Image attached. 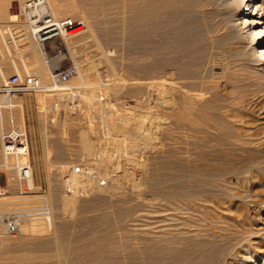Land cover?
Returning a JSON list of instances; mask_svg holds the SVG:
<instances>
[{
    "label": "bare ground",
    "instance_id": "1",
    "mask_svg": "<svg viewBox=\"0 0 264 264\" xmlns=\"http://www.w3.org/2000/svg\"><path fill=\"white\" fill-rule=\"evenodd\" d=\"M48 2L56 17L80 15L86 24L82 34L65 42H56V50L63 49L67 53L62 58L49 62L53 67L57 69L63 67L56 65V62L63 60L68 63L72 61V58L74 60L76 52L78 50L84 51L86 46L91 43H94V46L100 45V27L107 29L104 35L105 40L107 42L112 41L115 37L110 29L114 23L106 19L105 12L116 5L119 10V19L116 25L121 33L122 44L133 49L134 67L130 70L148 75L153 79L152 89L156 106L165 104L171 109L175 108L179 104L177 98L179 97L185 109V117L190 122L191 127L195 128L196 123H198L197 127L199 126L197 128L198 151L196 159L199 164L195 166L191 162L185 163L182 161L183 163H181L178 161V157L177 161L175 159L162 164L166 169L165 172L162 173L157 170L158 173L152 172L149 175V172H147L149 164L145 157L134 153L138 149H144V146H139L137 141L129 139L136 138L140 134L146 137V128H142V122L140 121L126 124L125 133L127 135L124 141H121L122 147L120 152L115 155L114 165L116 169L120 170L122 181L114 180L115 188L122 182H127L130 178L133 180L132 173L135 167L141 168L142 173L148 174V178L150 177L153 181L161 178L164 182L168 180L174 182L165 183L164 185L162 181L154 182L147 185L148 188L146 189L147 186L144 184L147 180H144L146 182L143 184L134 178V188L127 192L130 193V203L132 204L134 201L135 205L124 207L123 211L117 210L122 218L129 215L132 210H134V213L138 211L131 220L135 231L134 245L132 244L134 249L132 252H129V249L127 250L135 259L133 264H211L214 259L217 260L215 264H258L257 260L264 264V239L260 238L262 240L258 241L257 238L258 231L264 232V116L257 112L264 106V90H258L254 96H250L246 100L242 95H234L236 90L246 89L250 85L252 82L251 77L257 75H252V72L264 73V3L260 0H80V6L78 3L69 0H48ZM5 16L6 10L4 6H0V19ZM10 33L13 40L11 42L14 43L12 47H18L22 40L28 39V42H24V44L30 45L34 58H38L40 54L42 55L44 50L41 46L38 50V47L36 48L32 44L31 37L25 28H19L16 31L11 30ZM221 44H227V49H224L226 52L222 50L223 53H226L223 54L225 58L230 59L226 61L225 66L221 64L223 65L221 71L223 76H219V72H216V69H221L217 63L221 55L213 51L214 48L215 50L216 47L219 48ZM9 47L11 48V45ZM21 49L24 50L25 48ZM8 51L10 53V50ZM102 54L111 71L118 74L115 62H113L108 51L103 50ZM53 67L48 64L47 68L51 71ZM74 67L76 68V66ZM42 69L46 71V67L42 66ZM76 73L83 80L88 70L76 68ZM224 77L230 79L226 81L228 84H222L223 82L217 79ZM215 79L217 81L213 82ZM259 81L261 82V80ZM42 87V90L37 91L41 92V94L38 93V96L42 98L50 96L51 93L47 94L51 92L49 89L50 84L47 86L42 84ZM72 88L71 85H62L58 86L57 90L65 91L62 94H67V90ZM207 93L211 94L212 97L204 100ZM250 102L256 105L257 110L247 108L245 104ZM0 104L7 106L10 102L7 99L0 98ZM194 110L202 112L201 115L203 116L199 117L201 121L197 116H194ZM204 112L209 113V117H205ZM262 114L264 115L263 112ZM4 119L5 116L1 115V129L2 125L4 126ZM114 128L117 129L116 126ZM189 137H193V135L189 134ZM59 146L56 148L57 150ZM47 149L50 150V148ZM95 150L90 133L82 130L78 138V145L73 148L72 153H68L71 154L70 160L65 161L60 158L57 169L55 172L52 170L56 183L60 185L54 183L53 179V186L56 185L52 186V189L50 187L51 190L47 196L27 195L23 199H21L22 197L18 199L8 195L4 198L5 201L1 204L4 209H24L31 212V215L24 220L22 235L18 236L20 238L15 237L18 240L14 238L16 240L15 245L20 243L23 244V247L25 244V246L29 244L27 247L31 245L37 249L45 248L49 250V258L51 256L58 257L60 260L57 259V261L60 264V257L63 254L61 250H59L60 252L56 251V247L58 248L56 244L60 241L62 243L60 239L66 233L69 226L68 222L76 220V217L80 215H78L79 212L107 205L104 198L101 199L96 196V200L85 203L79 197L82 193L78 190L79 187H86L85 183L90 180L91 183L88 182V184L92 185L94 179L93 177L76 174L74 172L76 165L73 162L75 163L76 158L84 157L86 160H82L80 163H83L85 169H94V162H91V159ZM59 154L62 153L59 152ZM169 155L168 157H170ZM13 162L12 159L7 160L6 166L11 168ZM104 167L101 173L108 177V167L105 164ZM10 175L12 174L10 173ZM61 184L63 187H60ZM14 185L16 183L12 181L9 190ZM32 185H35L34 176ZM97 190L107 191L110 198L120 193V189L118 192L115 189H110L109 186L102 187L100 183H97ZM90 192L87 193L90 194ZM96 192L95 190L94 193ZM149 196H153L155 199L159 198L160 204H162V201L166 202L163 209L160 208V210L158 207V210L153 211L152 209L153 213L149 216L150 221L141 213V206L146 205ZM131 200L133 201L131 202ZM82 215L80 216L82 217ZM89 218L90 216H88ZM108 218L101 217L100 222L107 225V222L110 221ZM115 220L117 219L115 218ZM208 220H210V223L217 224L218 231L222 234L239 233L241 237L246 235L249 239L248 244L245 245L244 243L236 248L232 246V248L228 242V246L226 244L223 246L224 244L222 243V245L220 241H216L217 239L214 242V240L207 237L210 230L203 224L205 222L208 225ZM197 221L201 222L199 226L196 223ZM113 222L115 221L112 220L111 226H115ZM81 227L78 228L81 229ZM217 228L212 230L213 233L209 232L213 239L218 236V233H216ZM77 230L75 229V232ZM99 230H95L90 234L85 233L77 238V242L74 241V246L76 245L74 249L76 250L72 251L70 264H81V262L83 264H95L97 262H100V264L102 262L103 264H114L113 261H117L112 257L113 251L106 249L109 246L105 240L109 239L111 232L106 231L103 235L102 231ZM125 230L126 228H124ZM100 233L103 235L101 237L105 238L103 246L100 242ZM203 235L206 237L204 238ZM199 236L201 238H198ZM8 238H4L5 241L6 239L7 241L12 239ZM63 240L68 243L67 238ZM2 241H4L3 238ZM2 241L0 240V244ZM11 242L10 240L8 243ZM2 244L4 245V243ZM6 245L8 244L6 243ZM124 245L130 248V244L129 246L127 243ZM99 246L102 247L99 248ZM88 247L91 249L98 247L99 250L97 251L101 252L100 256L97 251L92 253L86 250ZM4 248L6 247L4 246ZM102 248L104 250L100 251ZM33 251L29 252L26 258L23 257L28 264H32L34 259L38 258L40 260L37 255L34 254L37 258L33 256ZM239 254L244 255V257L240 258ZM254 254H256L255 259H253ZM16 260L13 259L12 261L18 262ZM57 261L54 260V262Z\"/></svg>",
    "mask_w": 264,
    "mask_h": 264
},
{
    "label": "rangeland",
    "instance_id": "2",
    "mask_svg": "<svg viewBox=\"0 0 264 264\" xmlns=\"http://www.w3.org/2000/svg\"><path fill=\"white\" fill-rule=\"evenodd\" d=\"M24 1L25 0H0V6H4V9L6 10V16L0 20V68H3V69L11 68L13 70V74L19 73L22 76L26 74H35L39 76L41 83L47 86L51 84L52 82L51 71L50 69L48 70L47 67H48V64L52 67L53 65H51V63H46L43 55L41 54L39 55L38 58H34L31 52V49L29 47L30 45L28 46L24 44V42L25 43L28 42V39L22 40L19 43L18 47H12V45L14 46V43L11 42L13 40L11 39L10 31L14 29L16 30V28L26 29V27L16 23V20L19 18V15H20L22 3ZM57 1H62V0H57ZM64 1H67V0H64ZM69 1H74L75 3H78L80 5V0H69ZM260 1L264 3V0H260ZM65 17H71L76 20H83V18L80 15H77V16L64 15L58 18H65ZM105 17L107 20L114 23V25H112L110 29V32L115 37L112 41L107 42L105 40L104 35L107 29L104 27H100V30H99L100 41H101L100 45L94 46L95 44L91 43L88 46H86V49L84 51L78 50V52H76V56L74 57V60L72 58V61L68 63H66L63 60L56 62V65H59V66H63V67L76 66L77 69L88 70V73L83 78V80L79 78L78 73H76L73 77H71L69 82L64 84V85H71L73 87L71 90H67L68 91L67 94H62L65 91L62 92V91L57 90V91L48 92L47 94L51 93V95L45 96L43 98L38 96L39 94H41V92L27 93L24 95L16 96L10 102L12 105L14 104L13 107L15 106L12 112H9L8 109H3V113H2V115L5 116V119H4L5 127L3 125H2V129L0 127V151H1L0 159H2L1 137L4 132L11 129V125L8 124V120H10V117L12 116L15 120V126L17 128L25 129L28 134L29 147H30V162H31L34 182H35L34 191L32 194H30L33 196L41 197V195L47 196L49 194V191L52 189L53 184L57 182L54 179L53 171L55 172V170L57 169V163L60 161V158H63L65 161L70 160L71 154H68V153H72L73 148H76V146L78 145V138H79L80 132L82 130H86L90 133L92 137V142L96 148L94 156L91 159V162H94L93 163L94 169L92 170L89 168L86 169V172H87L86 177H93L94 181L92 182V185L88 184V182L91 183V180H90L85 183L87 185L86 187H82V186H81L82 188L79 187L78 190L82 192V193L79 192L81 194L79 195V197L81 201L85 203H89L88 201L90 202L94 201L97 199V197L101 199L104 198L107 201V205L105 204L103 206L101 205L102 207L101 206L97 207L98 210L90 209V210L83 211L81 213L79 212L78 215L79 214L82 215L83 213L82 217L79 215L80 217L79 216L76 217L77 221L74 220V221H70L71 223L68 222L69 226L66 229V233L60 239L62 240L63 245H61L62 243L60 240H59L60 242L56 244V246H58V248L56 247V251L61 250L62 254L64 255V256L61 255L60 257L61 258L60 264L61 263L70 264V260L72 258L71 254L73 250H76L74 249L76 248V245L74 246V244L75 242H77L78 237H80L81 235L85 233L90 234L93 231L98 230V229L102 231V234L106 231L111 232L109 239L105 240V242L107 241L108 242L107 245L109 246V248H106V249H111L113 251L112 257H114L117 260V261L115 260L113 261L114 264H118V263L119 264H127V263L133 264V260L135 259L132 258V255L129 254V252L130 251L132 252L134 249L133 245H134V239H135V233H134L135 231L133 230V226H132L133 221L131 220L138 211L134 213V210H132V212L126 217L123 215V217H125L126 219L122 218V216L120 217V214L118 213L119 211H123L124 207H130V206L135 205L134 204L135 202L133 200H131V202L133 201L132 204L130 203V199H129L130 193H128L129 191L132 190V188H134L133 182L135 180H138V182H142L144 184L146 182L144 180H147L146 184H144L145 186L150 185L151 183H154V182H161V181L163 182V185L165 183L166 184L174 183L172 180H168L164 182L163 180H161V178L157 179V181L156 180L153 181L150 179V177L148 178V176L151 175L152 172L158 173L157 170H159V172L161 171L162 173L163 171L165 172L166 169H164L162 164H165L175 159L177 161L178 157H179L178 161L181 163L191 162L195 166L199 164L197 163L198 160H196L197 151H198V148H197L198 147L197 146L198 145L197 128L199 127V126L197 127L198 123H196V127H195L196 129L191 127L190 122L185 117V109H184L183 104L180 102L179 97H177L179 104L175 108L171 109L165 104H163L162 106L155 105L154 91L152 89L153 79L148 75L141 74L135 70H130V68L134 67V54H133L132 48H129L127 45L122 44L121 33H120L119 28H117V25H116L119 19L118 7L114 5L110 10L105 12ZM31 40L32 39L30 38V41ZM31 42L34 46H36V48L38 47L37 49L39 50L40 46L33 40ZM10 45H11V48L9 47ZM22 46L25 48L24 50L21 49L23 48ZM216 48L217 49L215 50L214 48L213 51L221 55V58L218 59L220 62L217 60V63L221 69H216V72H219L220 74V75L218 74L219 76H223V73H221V71L223 70L222 69L223 65L221 64H224L225 66L226 61L230 60L229 58H225L224 55L226 53H223V50L227 49V44H224V45L221 44L219 48L218 47ZM220 48L221 50L222 49L223 50L221 51ZM14 49H17V50H14ZM8 50H10V53ZM99 50L101 53L99 52ZM103 50H107L109 55L112 57L113 62H115L114 64L116 67V72L118 74H114L115 72L113 73L111 71V68L109 67L108 62L105 60V57L102 54ZM23 51L26 53H24ZM224 52H226V50H224ZM65 53H67V51H65ZM21 62L22 64H19ZM42 66L46 67V71L42 69ZM253 74H257V75L255 76ZM252 75L253 76L251 77L252 78L251 83L253 84L250 83V85L247 86L246 89L236 90L234 92L235 96L242 95V97L246 100L250 96L251 97L254 96L258 90L260 89L264 90V87H263L264 86V80H263L264 73H261V72L253 73L252 72ZM5 76H8V74H5ZM227 77H224L222 79H219V78L217 79L223 82L222 84H228V82L226 83V81L230 79ZM253 77H255L254 81H253ZM217 79L213 80V82H216ZM256 79L261 80V82L259 80L256 81ZM261 83L263 84L261 85ZM114 86L115 88H113ZM253 86H254V89H253ZM59 95H62V96H59ZM211 97L212 95L207 93L205 95L204 100H208ZM48 101H50V103H48ZM245 105L247 106L249 110H253V109L257 110L256 105L252 102L246 103ZM257 112H260L261 115L264 116L262 114V112L264 113V106ZM201 113L202 112L198 110H194V116H197L199 120H200L199 117L203 116L201 115ZM203 114H205L204 115L205 117H209V113L204 112ZM134 121L142 122V128L143 129L146 128L145 129L146 137L140 134L136 138H129V139L132 141L134 140L137 141L139 146H142V145L144 146V149H140V150L138 149L136 150V152L134 151V153L140 154L145 157L146 161L149 164L148 165L149 170L147 171L149 172V175L143 174L142 173L143 171L141 168L135 167L133 170L134 174L132 173L133 180H131L130 178L129 180H127V182L129 181L128 183L124 181L122 182V184L116 186L117 188H115V185L113 184L114 180L119 181V182L122 181L121 179L122 174L120 170L116 169L114 166L115 161H116L115 155L120 152V149L122 147L121 141H124V139L126 138V135H127L125 133L126 124H128L129 122H134ZM114 126H116L117 129H115ZM189 134L193 135V137H189ZM58 146H59V149L57 150L56 148H58ZM71 146L73 147L71 148ZM47 148H50V150ZM58 151L61 152L62 154H59ZM172 154L173 155L175 154L174 158L172 157L173 156ZM168 155L170 157H168ZM153 157H155L156 160ZM97 158H98V161H97ZM82 160H86V158L84 157L76 158L75 163L73 162V164H75L76 166L83 165V163H80L82 162ZM104 164L107 165L108 170H109L108 177H105L101 173V170L105 168ZM146 176H147V179H146ZM6 178H7L6 173H2L0 175V183L2 185L6 184ZM53 179H54L53 181L54 183L52 182ZM148 179L150 180L148 181ZM102 180L106 182V184L103 185L102 187L109 186L110 189L112 190L115 189V191H118V192L120 189L121 194L118 193L119 195H113L110 198L109 195L107 194L108 193L107 191L97 190V183H100V181ZM57 185H60V184L58 183ZM132 185L133 187H131ZM60 187H63V185L61 184ZM147 188L148 186L146 187V189ZM16 189H17V186L14 185L13 188L9 190L10 192L9 195H12L13 197H16L18 199L22 197L21 199H23L24 196H20L17 193ZM95 190L97 191L96 193H94ZM85 191L87 192L91 191V192L89 194ZM148 199L149 200L146 201V205L141 206V213H143L146 219H149V216L152 215L153 213L152 209L153 211L158 210L160 208L163 209L166 203L165 201H162V204H160L159 202L160 199L159 198L155 199L153 198V196H149ZM114 203L117 205H115ZM102 213H104L105 215ZM85 214L86 215L88 214L90 218L88 219V216H86ZM99 214H102V215H99ZM107 214H110L109 216L115 215L114 217H111V218H113L112 220L116 222V223L113 222L116 227L113 225L111 226L112 220L111 218H108L109 216ZM84 215L86 216V219H88L90 222L85 219ZM101 217L102 218L106 217L110 220L107 222L108 223L107 225L100 222ZM115 218L117 220H115ZM129 219L130 221H128ZM123 221H124V224H123ZM208 221H209L208 225L205 222L203 224L204 226H207V228L210 230L209 231L210 233H213L212 230L214 228L215 229L217 228L216 226L217 224L215 225V223L213 224V222L210 223V220ZM85 222L86 224H84ZM196 223H198V226H199V223L201 222L197 221ZM75 224L77 225L75 226ZM117 224L119 227L117 226ZM211 224L214 225L215 227L212 226ZM78 225L80 227L81 226H84V227H81L80 229L78 228L79 227ZM74 228L78 230L75 232ZM124 228H126L125 231H124ZM68 229L69 231H67ZM120 229H122L123 231ZM127 231L130 234H128ZM217 231H218V228H217ZM217 231L216 233H218L217 234L218 236H215L214 239L212 236H210L211 234L209 232H208L207 237L214 240V242L220 241L221 244L222 243L224 244V245L222 244L223 246L229 243L230 244L229 246L231 247L233 246L234 248H236L244 243L246 245L249 242V239L248 237H246V235L244 236L242 235L241 237L239 233H230V234L223 233L222 234L221 232L219 231L217 232ZM102 234L100 235V237L104 235ZM2 236L0 240L2 241V238H3L4 241H2L0 245H3L2 243H4V245L0 246L1 248L0 249V264L2 263L28 264V262L25 261V258L27 257L29 252L31 253V251H33V249L35 251V252L33 251L34 253L32 252L33 256L37 255V257H39L40 260H38V258L35 256V258L37 259L36 260L34 259L32 264H35L36 262H37L36 264H59L58 261L60 259H58V257H53V256L49 258L48 256L49 250L45 248L37 249V248L32 247L31 245L30 247H27L29 244L27 246H25L26 245L25 244L23 247L22 246L23 244H20V243L18 244L16 243L15 245L16 240H18V238L20 237L15 238L16 240L14 238L10 239L12 242L8 243L10 240L7 241V239L9 238L4 235ZM224 236L225 237L227 236L228 238L227 237L225 238ZM69 237L70 239H68ZM205 237L206 236H204V238ZM4 238H7L6 239L7 242L5 241ZM66 238H67L68 243L66 242V240H63ZM198 238H201V236H199ZM257 238H258V241L262 240L260 238L264 239V232L258 231ZM13 239H14V242H13ZM104 239H105L104 237L100 238V242L102 243V246H103V243H105ZM117 240L118 242H116ZM197 240H200V239H197ZM5 242L8 245H6ZM118 243H119V246H118ZM126 243L128 246L130 244L129 247L132 250L130 248H127L126 245H124ZM221 244H219V246L222 247ZM4 246L6 248H4ZM102 246H99V248H101ZM66 248L69 249V252H68V249ZM99 248L97 247V248L91 249L88 247L86 250L92 253H96L95 251L99 250ZM118 249L119 251L117 252ZM102 250H104V248L100 249V251ZM100 253L97 251V254L99 256H100ZM241 255L242 254H239L240 258L244 257V255L242 256ZM24 256L25 258H23ZM255 257H256V254H254L253 259H255ZM13 259L14 260L17 259L16 261L18 262L12 261ZM53 259L55 261H57L58 259V261L54 262ZM2 260L4 262H1ZM41 260L42 262H45V263H42ZM216 261H217L216 259L212 260L211 264H215ZM257 261H258V264H261L259 260ZM81 264L83 263L81 262ZM95 264H100V262L99 263L97 262ZM101 264H103V262Z\"/></svg>",
    "mask_w": 264,
    "mask_h": 264
},
{
    "label": "built area",
    "instance_id": "3",
    "mask_svg": "<svg viewBox=\"0 0 264 264\" xmlns=\"http://www.w3.org/2000/svg\"><path fill=\"white\" fill-rule=\"evenodd\" d=\"M16 23L26 27L29 36L44 50L42 55L47 63L55 59L62 58L66 50H56L57 41H67L84 32L85 22L71 17H56L48 3V0H25L21 6L19 18ZM19 28H16V30ZM13 30V31H16ZM76 74L74 66H67L51 70V84L49 89L57 91L58 86L69 82L70 78ZM42 83L39 76L19 73L4 79L0 88L2 94L9 102L16 96L27 93H35L42 90ZM10 103L5 106L0 104V116L3 109H13ZM11 129L4 132L1 137L2 159H0V175L6 173V184L0 183V234L15 238L23 233L24 220L31 214L30 211L8 210L1 204L4 198L10 194V183L14 181L17 185V193L20 196H27L33 193L32 185L33 171L30 162V147L27 131L15 126V120L10 119ZM12 159L14 162L11 168L6 166V161ZM74 172L78 175L86 176L87 172L83 165L75 166ZM10 173L12 175H10ZM105 181H100V185H105Z\"/></svg>",
    "mask_w": 264,
    "mask_h": 264
},
{
    "label": "crops",
    "instance_id": "4",
    "mask_svg": "<svg viewBox=\"0 0 264 264\" xmlns=\"http://www.w3.org/2000/svg\"><path fill=\"white\" fill-rule=\"evenodd\" d=\"M19 64H22V62ZM5 74H8V76H5ZM12 75H13V70L11 68H8V69L7 68L6 69L0 68V88L3 84L4 79H6ZM0 98L6 100V98L2 94H0ZM8 110H9V112H12L13 109H8ZM11 118H12V116L10 117V119ZM8 124H10V120H8Z\"/></svg>",
    "mask_w": 264,
    "mask_h": 264
}]
</instances>
